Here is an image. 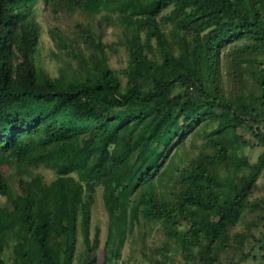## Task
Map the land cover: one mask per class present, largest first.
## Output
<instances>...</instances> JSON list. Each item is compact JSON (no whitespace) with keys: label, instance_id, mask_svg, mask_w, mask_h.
<instances>
[{"label":"trees","instance_id":"16d2710c","mask_svg":"<svg viewBox=\"0 0 264 264\" xmlns=\"http://www.w3.org/2000/svg\"><path fill=\"white\" fill-rule=\"evenodd\" d=\"M41 11L55 74L40 57ZM101 12L122 28L124 81L107 62L105 28L94 25ZM64 15L84 21L63 27ZM226 49L247 55L235 75L249 73L250 99L230 91ZM263 66L264 0H0V163L22 167L0 169V264H71L79 233L83 264H96L99 187L110 225L164 223L186 259L215 264L228 229L264 213V199L252 197L264 150L253 163L244 153L264 149ZM200 130L210 153L185 161L169 199L152 194ZM33 161L54 178L28 174ZM119 259L105 249L102 264Z\"/></svg>","mask_w":264,"mask_h":264},{"label":"rangeland","instance_id":"374dc122","mask_svg":"<svg viewBox=\"0 0 264 264\" xmlns=\"http://www.w3.org/2000/svg\"><path fill=\"white\" fill-rule=\"evenodd\" d=\"M167 13V11H165ZM43 11L41 17L38 19L42 22ZM114 15L101 12L94 18V25L97 27L100 21L101 26L105 28L102 41L107 53V62L110 68L114 69L117 74L125 80L124 69L127 66L128 54L125 49L119 44L123 37L121 26L116 22ZM78 20H83L80 17L63 16L59 22L61 26H73ZM84 21V20H83ZM43 24V22H42ZM40 57L44 66L55 74V63L48 56L51 40L46 26L43 24L40 34ZM234 49V48H233ZM230 50L226 49L223 53L224 67L227 71V77L232 78L230 83V91L237 93L238 96H243L250 99L253 91V83L249 73L242 69L239 73V79L236 78L235 72L237 68H244L246 63L244 57L247 55L242 54L238 57L237 62L231 55ZM244 61V62H243ZM239 62L240 66L237 64ZM264 67V66H263ZM264 69V68H263ZM243 130V129H242ZM208 131V130H207ZM244 131V130H243ZM205 130H200L189 135L185 144L179 148L169 159L172 164V171L170 172L167 181H161L156 186L154 191L144 189V193L154 194L158 198H170L171 191L173 190V178L182 168L185 161L197 157L201 153L209 152L210 147L207 144V135ZM262 147H246L244 153L248 155L250 162H256L258 156L263 152ZM28 174L34 173L41 176L43 181H51L54 174L49 170L44 163L37 164L35 161L31 163ZM19 165H9L7 163H0V169L8 172L15 173L22 171ZM257 188L255 189L252 197L256 199H264V169L260 174L257 181ZM151 192V193H150ZM106 194L103 188L99 187L94 195V203L92 209L91 219V237L94 231L99 229L100 246L98 248L97 263L102 264L104 258V250L107 249L111 252L118 250L120 254L119 262L123 264H150L152 261L159 260L163 264H197V260H189L179 250L176 237L172 235V230L164 223H155L146 219L135 221L134 226L130 228L129 224L120 225L109 224V213L111 211L110 203L106 201ZM0 204L8 208V204L4 198H0ZM260 212L255 215L245 213L235 225L230 227L226 232V242L219 247L218 243L214 244L215 252L217 253V260L215 264H264L262 257L263 251H260L258 242L255 240L262 238L264 233V213L260 218ZM255 221L256 225H250ZM124 231V232H123ZM221 248V249H220ZM86 249L82 244V237L79 233L78 242L74 257L71 264H83ZM214 253L212 256H216ZM194 255L196 253L194 252Z\"/></svg>","mask_w":264,"mask_h":264}]
</instances>
